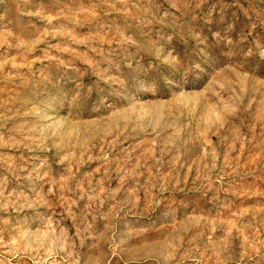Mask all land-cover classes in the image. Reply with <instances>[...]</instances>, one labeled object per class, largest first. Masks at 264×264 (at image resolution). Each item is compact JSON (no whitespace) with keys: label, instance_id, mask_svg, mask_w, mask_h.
<instances>
[{"label":"rangeland","instance_id":"rangeland-1","mask_svg":"<svg viewBox=\"0 0 264 264\" xmlns=\"http://www.w3.org/2000/svg\"><path fill=\"white\" fill-rule=\"evenodd\" d=\"M0 264H264V0H0Z\"/></svg>","mask_w":264,"mask_h":264}]
</instances>
